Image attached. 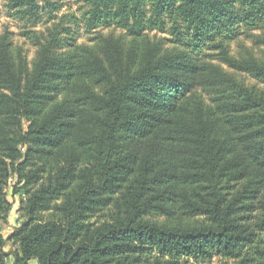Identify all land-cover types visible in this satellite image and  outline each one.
Listing matches in <instances>:
<instances>
[{"label": "trees", "instance_id": "16d2710c", "mask_svg": "<svg viewBox=\"0 0 264 264\" xmlns=\"http://www.w3.org/2000/svg\"><path fill=\"white\" fill-rule=\"evenodd\" d=\"M80 1L130 40L26 32L30 67L0 35V264L7 241L13 264H264V0ZM243 33L259 55L231 54Z\"/></svg>", "mask_w": 264, "mask_h": 264}, {"label": "rangeland", "instance_id": "374dc122", "mask_svg": "<svg viewBox=\"0 0 264 264\" xmlns=\"http://www.w3.org/2000/svg\"><path fill=\"white\" fill-rule=\"evenodd\" d=\"M12 1L0 0V35H9L15 52L22 50L30 67L37 55L38 47L35 42H32L28 38L25 34L26 32L47 36L49 30L54 28L59 29L62 39L59 48L61 52L69 51L73 46L94 47L97 45L96 38L100 35L105 37L113 36L115 38L123 37L126 41H129L131 38L129 37V33L122 29L105 27H100L95 30L88 29L82 18L86 8L84 7L83 1L80 0H39L36 13L33 14L30 12L26 15L17 14L19 11L12 7ZM145 33L149 34L153 40L170 39L167 34H162L157 31H146ZM245 38L246 35L244 33L240 34L237 41H233L230 44L231 54L237 57L240 56L245 52L241 48V46H244V48L253 50L255 54L259 55V49L254 47L251 40ZM164 44L166 48L171 47L168 43ZM213 53L205 48L203 49L201 58L205 55H212ZM225 69L231 72L226 67ZM240 78L250 85L258 83L248 75L240 76ZM260 86L264 87L263 84H260ZM25 125L27 126L28 123H25ZM15 183L13 178L10 179L6 188V193L13 203V209L8 219L2 223L1 234L6 239L26 222L24 213L21 211V207L26 200V195L24 191L15 193L14 189H19L16 188ZM96 219L103 220L102 217H97ZM19 251L17 244L13 241H7L3 249V253L6 255L4 258L5 264H13L14 254ZM30 264H37V262L32 261Z\"/></svg>", "mask_w": 264, "mask_h": 264}]
</instances>
